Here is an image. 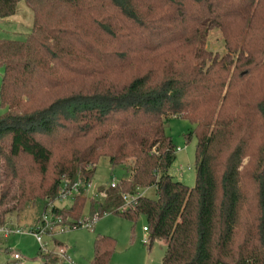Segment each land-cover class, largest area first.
<instances>
[{
	"label": "trees",
	"instance_id": "16d2710c",
	"mask_svg": "<svg viewBox=\"0 0 264 264\" xmlns=\"http://www.w3.org/2000/svg\"><path fill=\"white\" fill-rule=\"evenodd\" d=\"M19 1L0 0V18ZM22 1L29 31L0 37V225L77 182L49 210L69 227L85 206L131 228L143 215L148 248L164 239L161 264H264V0ZM213 27L223 54L204 47ZM169 116L192 124V186L168 172ZM100 157L124 175L90 197ZM151 185L155 197L140 193ZM114 247L95 233L89 264H108Z\"/></svg>",
	"mask_w": 264,
	"mask_h": 264
},
{
	"label": "rangeland",
	"instance_id": "374dc122",
	"mask_svg": "<svg viewBox=\"0 0 264 264\" xmlns=\"http://www.w3.org/2000/svg\"><path fill=\"white\" fill-rule=\"evenodd\" d=\"M13 14L8 16L6 22L0 20V37L14 35L22 38L25 35V30L29 31L32 22V11L24 1L20 0L18 2L16 12ZM17 21L21 22L20 25L14 24ZM204 47L211 51L212 54L224 53L225 46L220 29L213 27L207 32ZM2 110L0 107V112ZM191 126L190 122L178 116H169L164 120L165 132L170 135L174 147H178L174 150L175 156L168 168V172L173 179L189 186L194 183L195 139L186 140L183 135ZM123 175L124 171L121 166H111L107 158L100 157L95 164L91 181L85 190L86 195L96 198L102 197L97 192V187L107 185L112 179L117 181ZM140 193L155 197L156 190L151 185L141 188ZM71 196L55 198L53 201H49L44 211H41L42 202L37 200L34 203H25L24 207L17 212L6 213L3 224L10 228L18 227L21 232L11 231L6 235L0 233V264H5V260H7L6 250L18 251L23 257L28 259V262L40 260L41 257L38 254L39 245L35 241L31 229L38 226L37 224L41 219L45 226L41 234V239L45 243V249L42 251H47L48 249L56 250L58 244L61 243L68 255V259L61 258L63 264H69V259L74 264H89L92 254V239L95 233L107 234L115 238L114 251L108 264H161V256L165 246L164 239L155 238L149 248L146 243L142 242V239L146 238V232L142 230V226L146 223L143 215L138 216L133 228H131L128 220L111 213H103L93 219L90 222V226L83 223L77 227H69V225L61 223L60 220H57V217L61 218L60 215L52 217L49 211L50 206H68L71 202ZM38 216L39 220H37ZM43 216L47 218L46 221H44ZM84 218H89L87 206L84 207L81 213L80 219ZM63 226L67 227L60 231V227ZM54 239L57 240V243L53 242Z\"/></svg>",
	"mask_w": 264,
	"mask_h": 264
},
{
	"label": "built area",
	"instance_id": "2783aa9c",
	"mask_svg": "<svg viewBox=\"0 0 264 264\" xmlns=\"http://www.w3.org/2000/svg\"><path fill=\"white\" fill-rule=\"evenodd\" d=\"M177 148H175V150ZM113 184H114V181L111 180L110 181V185H113ZM77 186H78L77 182H74V183L69 185L66 181H63V183L59 187L58 194H57L56 198H62V197H65V196H71V194L73 195L77 191ZM122 198L124 199L125 204H127L128 202L131 201L133 196H130V195H127V194H123ZM95 218H96V215L93 214L90 219L89 218H86V219L84 218V222L83 223H85V225H87V226H90L91 225L90 222L93 221V219H95ZM43 219H44V221L47 220V218L45 216H43ZM57 220H59V217H57ZM41 221L43 222L42 219H41ZM37 225L38 226H35L34 228L31 229V233L33 234V236L35 238V241L38 243L40 249L43 250V249H45V243L41 239V234L43 233V227H45L44 226V222L41 223L39 221V223ZM64 227H67V226L60 227L59 230L62 231L64 229ZM142 230L144 232L146 231V226L145 225L142 226ZM11 231H14L16 233L21 232V230L18 227L10 228V227H8L5 224H1L0 225V233L2 235H6L7 233H9ZM47 231H49V229H47ZM145 241H146V238H143L142 242L144 243ZM56 252H57V254L59 256L63 257L64 259H68L67 255L65 253V249H64L63 245H58V247L56 249ZM9 254L11 255V257L13 259L21 260L23 258V256L16 250H11V251L9 250ZM68 262H69V264H73L70 259L68 260Z\"/></svg>",
	"mask_w": 264,
	"mask_h": 264
},
{
	"label": "crops",
	"instance_id": "0c3cea01",
	"mask_svg": "<svg viewBox=\"0 0 264 264\" xmlns=\"http://www.w3.org/2000/svg\"><path fill=\"white\" fill-rule=\"evenodd\" d=\"M18 4V3H17ZM17 8V7H16ZM15 12H16V10H15ZM14 15V14H13ZM10 16H12V15H10ZM0 20H4L5 22L8 20V16H6V17H2ZM3 21V22H4ZM1 22V21H0ZM20 21H17V23L15 22L14 24H16V25H20ZM10 25V24H9ZM11 26V25H10ZM28 31L27 30H25V33L24 34H26ZM60 232V231H59ZM56 240V239H55ZM54 241V240H53ZM57 241V240H56ZM7 251V250H6ZM5 251V252H6ZM9 251V250H8ZM6 252V257H7V260H5V264H26L28 261V259H26L25 257H23L21 260H14L12 257H11V255L9 254V252ZM65 253H66V255H67V252H66V249H65ZM67 257H68V255H67ZM24 259V260H23ZM63 259V258H62ZM66 262V261H65ZM73 263V262H72ZM27 264H42V259L40 258V260H34L33 262H28ZM55 264H63L62 263V260H61V258L59 259L58 258V260H57V262L55 263ZM74 264V263H73Z\"/></svg>",
	"mask_w": 264,
	"mask_h": 264
}]
</instances>
